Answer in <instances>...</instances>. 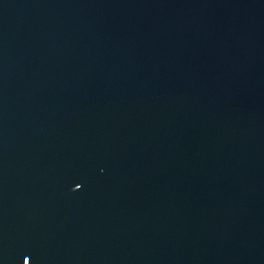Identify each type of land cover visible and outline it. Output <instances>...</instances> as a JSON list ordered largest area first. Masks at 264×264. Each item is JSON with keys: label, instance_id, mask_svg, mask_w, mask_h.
<instances>
[{"label": "water", "instance_id": "obj_1", "mask_svg": "<svg viewBox=\"0 0 264 264\" xmlns=\"http://www.w3.org/2000/svg\"><path fill=\"white\" fill-rule=\"evenodd\" d=\"M0 264H264V0H0Z\"/></svg>", "mask_w": 264, "mask_h": 264}]
</instances>
